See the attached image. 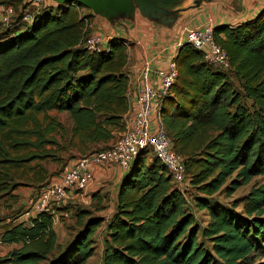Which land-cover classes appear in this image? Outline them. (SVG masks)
Segmentation results:
<instances>
[{
  "label": "trees",
  "instance_id": "trees-1",
  "mask_svg": "<svg viewBox=\"0 0 264 264\" xmlns=\"http://www.w3.org/2000/svg\"><path fill=\"white\" fill-rule=\"evenodd\" d=\"M24 2L0 0L15 11L11 25L0 21L5 28L0 32V194L22 184L15 182L17 173L36 189L54 175L29 164L60 158L62 146L53 133L64 127L54 118L42 122L38 114L66 113L70 138L77 137L85 149L98 143L108 148L129 108L128 39L113 37L105 48L89 50L85 42L93 15L80 12L76 0L77 7L49 2L33 8L32 24L20 21ZM213 33L229 67L209 65L201 51L184 43L174 58L176 78L160 98V119L183 159L184 183L144 150L110 198L100 193L94 198L107 209L100 215L80 207L73 211L78 230L64 248L48 212L0 229L2 243L16 245L0 256V264H85L97 234L100 264H241L263 249L264 10ZM30 170L31 177L24 173ZM253 177L262 182L247 193L242 214L213 199L222 187L231 194ZM69 202L62 210H70ZM195 210L205 212V225ZM64 217L60 213L56 223Z\"/></svg>",
  "mask_w": 264,
  "mask_h": 264
},
{
  "label": "built area",
  "instance_id": "built-area-1",
  "mask_svg": "<svg viewBox=\"0 0 264 264\" xmlns=\"http://www.w3.org/2000/svg\"><path fill=\"white\" fill-rule=\"evenodd\" d=\"M20 21L32 24L33 8L38 10L45 4L44 0H25ZM68 6H76L75 3ZM264 10V0H263ZM15 13L12 4L0 3V21L11 25V17ZM13 25V24H12ZM212 26L193 27L186 32L184 43H189L203 53V59L209 65L226 69L229 67L228 55L224 48L214 39ZM100 39L91 35L86 39L85 46L89 50H99ZM126 47L130 44L124 42ZM177 49L172 51L165 66L153 71L149 62H144L139 71L137 88H128L129 108L123 117V129L117 139L108 148L80 155L71 165L66 167L57 180L49 181L35 189L23 216L28 219L41 212L54 215L56 209L63 208L69 200L84 195L88 186L95 179L96 171L113 165L126 170L144 150H151L168 169L173 179L182 185L185 181V166L182 157L175 152L171 139L167 135L161 119V97L167 95L177 75L175 56ZM155 74V79H152ZM66 214V210H62ZM3 244L0 240V245Z\"/></svg>",
  "mask_w": 264,
  "mask_h": 264
},
{
  "label": "crops",
  "instance_id": "crops-1",
  "mask_svg": "<svg viewBox=\"0 0 264 264\" xmlns=\"http://www.w3.org/2000/svg\"><path fill=\"white\" fill-rule=\"evenodd\" d=\"M44 1L45 4L62 3L61 0ZM85 2L86 6L82 5L79 11L90 12L93 15L91 35L100 39L99 49L105 48L113 37L128 39L131 43L127 47L129 55L127 66L132 91L137 88L139 71L143 63L149 62L153 71L165 66L170 53L179 49L190 28L207 25L213 28L221 25L234 26L252 20L263 10V0H85ZM126 170L116 165L104 167L96 171L92 182L96 184L105 177L107 181L113 180L118 184ZM93 183L88 186L85 193L94 186ZM28 186V191H31L34 185Z\"/></svg>",
  "mask_w": 264,
  "mask_h": 264
},
{
  "label": "rangeland",
  "instance_id": "rangeland-1",
  "mask_svg": "<svg viewBox=\"0 0 264 264\" xmlns=\"http://www.w3.org/2000/svg\"><path fill=\"white\" fill-rule=\"evenodd\" d=\"M118 26L119 25H117V27ZM4 29L0 27V32L4 31ZM152 79H155V74H152ZM38 118L42 122L49 121L51 118H54L60 123H62L64 127V131L62 132L55 131L53 133V135L59 141L60 146H62V148L58 150L59 152L56 150L60 158L57 161L52 160L51 158H47V160H42V161L33 160L29 164L32 167H37L36 166L37 163L40 164L43 169H46L48 175L53 172L54 175L51 176L50 181L57 180V178L63 172V170L69 165H71L76 157L80 155L88 154L90 152L99 149L101 150L102 148L105 147V144L98 143V144H89L87 146V149H85V145L81 143L77 137L72 136L70 138L69 135L71 134L72 122L66 113L57 112L56 110H51L48 111L46 114L44 113L38 114ZM116 139L117 136L114 140L109 141L108 144L114 142ZM46 148L54 149V147L50 145L46 146ZM146 156L153 157L154 155L148 152ZM35 169L36 168H34V170ZM33 172H34L33 170H30L24 173L25 175L31 177L33 175ZM22 175L17 173L15 182L17 183L21 182L22 184L18 185L14 191H8L0 194V229L4 228L6 225H9V223L11 222L13 223L15 221L26 220V217L23 216L24 214L23 212L26 211L27 206L29 205V201L32 198L33 193L36 191L35 190L36 186H32L33 189L31 191H28L27 187H29L28 185L31 184H28L27 178ZM106 179L107 178L102 177L96 184L92 182L94 186L91 187L89 192L87 191L88 193H85L84 195H81L78 198H74L75 200L74 199L69 200L70 202L68 203V206L70 207V210L67 211L66 214H64L65 216L64 220L54 224V229L57 234L60 249L64 248L67 245V243L74 237L75 233L78 230L74 217V212L77 208L80 207L90 210L93 215H100V211L107 209V206H100L94 199L97 198L96 195L98 193H100L101 196L103 197H106L104 195H107L106 198H110L111 197L110 193H113L116 190L115 181L113 182V180H111L112 181L111 182L109 180L107 181ZM261 182L262 179L260 177H253L247 184H242L231 194L227 193L225 188L226 186H224L218 193L214 194L212 197L217 203L226 204L229 207L233 208L238 214H242L247 193L254 184H260ZM226 184L228 185V181ZM38 187L39 186H37V188ZM92 193L95 194V196ZM106 202H108V200H106ZM106 212L107 211H105V213ZM60 213L63 214V211L61 210L59 213H57L56 211L57 220ZM195 214L198 219V222H200L202 225H205L208 219L205 212L203 211L200 212L199 210H195ZM262 217H264V214ZM94 239H95V242L93 244L94 253L87 260L85 264H100L101 255H102V244L100 241L101 238L99 237V234H97L94 237ZM205 244L210 248L209 243H205ZM15 246L16 245L14 244H1L0 256H3ZM241 264H264V247L263 249H260V252H256L255 254L252 253L249 259H247V263L242 262Z\"/></svg>",
  "mask_w": 264,
  "mask_h": 264
},
{
  "label": "water",
  "instance_id": "water-1",
  "mask_svg": "<svg viewBox=\"0 0 264 264\" xmlns=\"http://www.w3.org/2000/svg\"><path fill=\"white\" fill-rule=\"evenodd\" d=\"M80 5L86 6L85 0H76ZM62 3L67 2V4L75 3L73 0H61Z\"/></svg>",
  "mask_w": 264,
  "mask_h": 264
}]
</instances>
